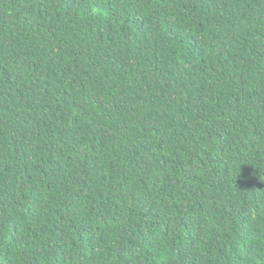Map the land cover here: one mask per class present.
<instances>
[{"label": "trees", "instance_id": "16d2710c", "mask_svg": "<svg viewBox=\"0 0 264 264\" xmlns=\"http://www.w3.org/2000/svg\"><path fill=\"white\" fill-rule=\"evenodd\" d=\"M0 264H264V0H0Z\"/></svg>", "mask_w": 264, "mask_h": 264}]
</instances>
